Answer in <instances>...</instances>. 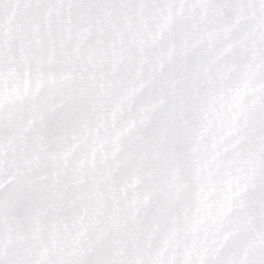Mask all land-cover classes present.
I'll list each match as a JSON object with an SVG mask.
<instances>
[{"label": "snow or ice", "instance_id": "6c2138e0", "mask_svg": "<svg viewBox=\"0 0 264 264\" xmlns=\"http://www.w3.org/2000/svg\"><path fill=\"white\" fill-rule=\"evenodd\" d=\"M0 264H264V0H0Z\"/></svg>", "mask_w": 264, "mask_h": 264}]
</instances>
